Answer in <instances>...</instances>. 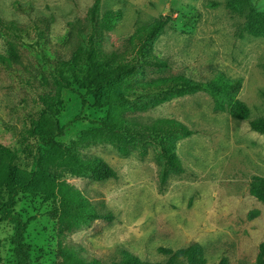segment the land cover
<instances>
[{"label":"rangeland","instance_id":"obj_1","mask_svg":"<svg viewBox=\"0 0 264 264\" xmlns=\"http://www.w3.org/2000/svg\"><path fill=\"white\" fill-rule=\"evenodd\" d=\"M95 1L0 0V20L29 30L35 22L49 25L44 38L35 30L19 37L0 24V54L18 55L23 62L21 68L0 64V144L17 150L21 167L37 169L38 149L45 148L37 139L20 137L45 106L40 91L25 77L59 102L58 120L65 129L58 140L65 144L106 115L77 78L68 73L62 77L47 61L71 60L85 46ZM251 8L264 12V0H100V41L106 50L125 53L137 31L170 15L152 45L169 68L146 70L136 80L174 75L202 82L241 78L235 98L251 108L252 118L263 117L264 34L248 31ZM108 11L120 16L108 23ZM141 113L174 117L195 130L177 145L185 172L171 174L162 184V166L153 148L145 155H123L109 143L82 146L83 154L99 155L114 167L117 178L95 181L70 169L62 170L63 178L115 219L75 229L51 215L53 203L21 193L16 211L29 220L26 241L32 264H70L75 253L111 261L119 258L115 248L121 245L141 259L162 261L167 255L159 247L177 249L193 242L203 246L207 264L223 258L231 264H256L264 241V203L251 194L250 182L264 177V133L253 130L249 119L217 109L206 91L174 97ZM12 235L13 225L0 221V264H17Z\"/></svg>","mask_w":264,"mask_h":264},{"label":"trees","instance_id":"obj_2","mask_svg":"<svg viewBox=\"0 0 264 264\" xmlns=\"http://www.w3.org/2000/svg\"><path fill=\"white\" fill-rule=\"evenodd\" d=\"M100 0H96L90 9L91 31L85 38V46L71 60L59 57L50 60L54 72L65 77V73L77 78L86 92L94 99V105L106 109L105 117L98 125L81 131L79 137L70 144L58 140L65 127L60 125L59 102H55L50 91L40 89L35 80H24L44 101V108L34 119L26 132L20 136L23 141L37 139L45 148L39 147L36 156L37 169H27L19 164L17 150L0 144V221L13 225L12 244L17 264H32L31 248L26 241L29 220L16 211L21 193L41 196L44 201L53 203V217L68 223L75 229L90 225L94 220L111 222L115 215L111 211H99L84 193L63 178V169H70L74 175L89 176L95 181L117 178L118 174L103 157L85 155L82 146L109 143L123 155L137 151L145 155L153 148L161 163V183L165 184L173 173L185 172V167L177 153L180 139L191 136L195 130L174 117H152L141 112L158 106L174 97L192 94L198 91L209 92L215 99V107L227 109L234 118L249 119L253 130L264 133V116L252 118L251 108L235 95L242 86V79L223 78L221 76L206 81H197L184 75L160 76L154 79L136 80L138 74L145 75L146 70H165L170 64L152 52V45L172 19L163 15L150 26L137 31L132 37L131 49L125 53L106 50L101 45L102 24L99 19ZM120 16L119 11H108L106 22L110 23ZM250 33L264 34V12L251 8L247 14ZM7 31L22 37L30 36L35 30L40 37H47L48 23L39 22L32 29L24 28L14 22L0 20ZM0 64L6 67H23L20 56L0 54ZM264 95V92H263ZM0 124L3 121L0 119ZM4 125V124H3ZM250 192L264 203V177L255 176L250 182ZM119 258L105 261L101 258H83L75 253L70 264H207L203 246L193 242L174 249L159 247L167 258L162 261L141 259L127 247L115 248ZM218 264H231L223 258ZM256 264H264V241L260 245Z\"/></svg>","mask_w":264,"mask_h":264}]
</instances>
